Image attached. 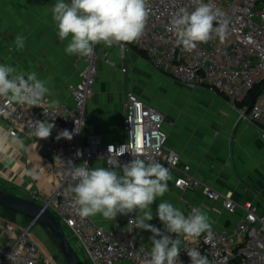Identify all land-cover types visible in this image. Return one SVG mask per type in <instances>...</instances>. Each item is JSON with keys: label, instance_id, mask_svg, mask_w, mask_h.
Listing matches in <instances>:
<instances>
[{"label": "built area", "instance_id": "1", "mask_svg": "<svg viewBox=\"0 0 264 264\" xmlns=\"http://www.w3.org/2000/svg\"><path fill=\"white\" fill-rule=\"evenodd\" d=\"M198 3L210 4L217 12L214 28L223 27V34L222 38L214 35L187 51L176 44L177 37L169 30L171 19L180 8L192 11ZM149 9L143 36L126 43L123 50L112 46L119 50L121 59L134 47L145 53L156 70L191 89L204 88L221 94L234 105L245 101L239 108L240 115L258 123L264 139V0H149ZM102 62L122 72L128 70L98 45L91 56L75 55L78 77L68 85L72 103L60 102L50 107L44 100L40 107H34L0 98V116L6 119L10 134L27 133L32 143L53 159L51 189L35 192L31 199L57 215L71 242L73 238L91 264H148L152 247L145 232L129 222L135 214L127 215L126 225L111 227H104L92 216H79L73 207V193L69 191L72 181L66 170L69 162L77 166L87 162L92 167L98 158L110 167V155L120 165L133 158L156 160L170 174L179 172L175 186L183 190L199 189L205 198L220 202V207L212 208L218 213L224 212L229 217L239 214L232 228L211 226L210 238L207 233L199 237L170 234L181 240V264H191L185 250L188 248L197 249L211 264H264V212L252 199H240L233 191H222L194 175L189 164L180 165L181 153L169 145L166 116L157 105L128 90L122 112L124 139L106 142L94 133L83 139L89 121L86 105L96 93ZM255 88L258 92L248 99ZM35 121L54 124L47 139L31 135ZM63 130L73 133V138L57 140ZM110 146L113 148L109 149ZM196 207L202 210L203 205L188 202L182 212L187 216ZM37 222V217L29 218L27 225H18L0 214V264H58L33 236L32 228Z\"/></svg>", "mask_w": 264, "mask_h": 264}, {"label": "crops", "instance_id": "2", "mask_svg": "<svg viewBox=\"0 0 264 264\" xmlns=\"http://www.w3.org/2000/svg\"><path fill=\"white\" fill-rule=\"evenodd\" d=\"M56 2L0 0V64H8L25 74L35 72L39 79L45 80L51 93L45 97L48 103L53 100L72 103L68 85L78 77L75 54L68 55L64 51L70 37L61 41L57 35L52 19V7ZM17 35L25 38V46L20 50L14 44ZM97 45L128 70L122 72L100 63L96 93L86 105L89 121L83 130V139L86 134L94 133L101 135L106 142H118L125 137L122 112L126 91L132 90L151 102L140 91L134 90L127 77L131 61L135 68L143 64L146 67L145 62L149 61L134 47L121 59L115 47ZM135 58L137 61L134 62ZM157 72L169 76L166 77L174 81L175 86L191 89L172 76ZM182 95L184 100L191 97L188 91ZM219 98L217 106L208 108L205 103H200L201 108L184 109L183 113L152 103L166 116L164 125L170 133L169 145L181 153L180 165L189 164L194 175L222 191H233L240 199H252L264 212V139L260 125L241 117L239 108L245 101L234 105L225 96L220 95ZM9 129L6 119L0 116V135H6V139L0 140V188L26 198H31L35 192L49 191L53 185L52 157L32 143L27 133L11 135ZM96 167H106L103 159L93 161L92 168ZM178 174L177 170L170 174L168 191L151 205L153 219L148 221L149 224L164 230L157 216L159 203L168 202L184 211L187 203L191 202L203 205L202 210L207 213L211 226L225 229L235 225L239 214L229 217L224 212L218 213L212 208L220 207V202L205 198L199 189L183 190L175 186ZM92 217L104 227L123 226L127 222V216L119 214L115 220L105 219L100 214ZM143 231L152 247L149 239L152 233Z\"/></svg>", "mask_w": 264, "mask_h": 264}, {"label": "clouds", "instance_id": "3", "mask_svg": "<svg viewBox=\"0 0 264 264\" xmlns=\"http://www.w3.org/2000/svg\"><path fill=\"white\" fill-rule=\"evenodd\" d=\"M149 13V0H57L52 7L59 39L70 37L65 53L82 57L91 56L97 44L117 45L123 50L126 43L137 41L144 34ZM216 19L217 12L210 4L198 3L192 11L180 8L172 17L169 30L175 33L177 45L191 51L197 43H206L214 35L222 38L223 27L214 28ZM14 44L17 50L23 49L25 38L17 35ZM50 94L47 82L39 79L35 72L25 74L8 64H0V98L40 107ZM58 103L53 100L49 106L55 107ZM53 127L52 123L35 121L31 135L47 139ZM61 138L71 140L73 133L63 130L56 137L57 140ZM4 139L6 135H0V140ZM108 162L110 167L96 168L89 167L87 162L78 166L69 162L66 170L72 181L69 191L73 193V207L79 216L100 214L105 219L115 220L118 214L134 213L129 222L152 233L148 264H181V240L169 234L199 237L207 233L211 237L209 217L199 207L186 216L171 203L161 202L157 216L164 230L148 223L153 219L151 205L168 191L171 179L168 168L156 160L140 158L120 165L111 155ZM185 250L191 264H211L197 249Z\"/></svg>", "mask_w": 264, "mask_h": 264}, {"label": "rangeland", "instance_id": "4", "mask_svg": "<svg viewBox=\"0 0 264 264\" xmlns=\"http://www.w3.org/2000/svg\"><path fill=\"white\" fill-rule=\"evenodd\" d=\"M143 60L145 61V59ZM133 61L135 62L137 59L135 58ZM145 63L147 64L146 67H144L143 64L135 68L131 61V70L130 73L127 74V77L130 79L129 81L132 83L134 90L140 91V94L150 99L151 102L163 106L164 108L176 110L178 113L185 112L186 110L184 109L195 110L196 108H201L200 103H205L208 108L218 105V99H220L219 96L221 94L217 95L218 93L201 88L196 90H187L184 88L183 90L181 87L175 86V82L167 78L169 76L166 75V77L164 76L165 74L163 75L157 72L149 62L146 61ZM187 91L191 93V97L184 100L182 93ZM228 124L229 120H227L226 126H228ZM0 214L18 225L25 226L29 222V218L7 208H0ZM32 234L42 245L47 254L53 257L58 264H67L56 242L50 237L48 230L40 222H37L33 226ZM72 244L79 253L84 264H91L89 259L85 256L83 249L79 248L73 238ZM43 263L44 262H42V264Z\"/></svg>", "mask_w": 264, "mask_h": 264}, {"label": "water", "instance_id": "5", "mask_svg": "<svg viewBox=\"0 0 264 264\" xmlns=\"http://www.w3.org/2000/svg\"><path fill=\"white\" fill-rule=\"evenodd\" d=\"M0 207L10 209L28 218H36L49 231L67 264H84L79 253L65 233L57 215L34 199L0 188Z\"/></svg>", "mask_w": 264, "mask_h": 264}, {"label": "trees", "instance_id": "6", "mask_svg": "<svg viewBox=\"0 0 264 264\" xmlns=\"http://www.w3.org/2000/svg\"><path fill=\"white\" fill-rule=\"evenodd\" d=\"M140 53L143 54V55L145 56V53H144V52L140 51ZM257 92H258V88L253 89V90L251 91V93H250L248 99H252V98L254 97V95H255ZM0 208H2V207H0ZM27 218H28V217H27ZM48 233H49V231H48ZM49 235H50V237L53 239V237H52V235H51L50 233H49ZM53 240H54V239H53Z\"/></svg>", "mask_w": 264, "mask_h": 264}]
</instances>
